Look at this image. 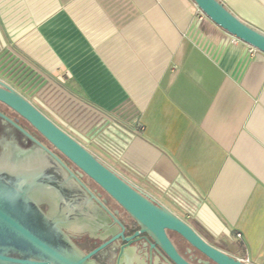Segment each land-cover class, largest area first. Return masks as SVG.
<instances>
[{"label":"crops","instance_id":"crops-1","mask_svg":"<svg viewBox=\"0 0 264 264\" xmlns=\"http://www.w3.org/2000/svg\"><path fill=\"white\" fill-rule=\"evenodd\" d=\"M219 1L264 32V0ZM193 3L0 0V54L85 111L78 125L104 163L264 264V54L199 21Z\"/></svg>","mask_w":264,"mask_h":264},{"label":"water","instance_id":"water-1","mask_svg":"<svg viewBox=\"0 0 264 264\" xmlns=\"http://www.w3.org/2000/svg\"><path fill=\"white\" fill-rule=\"evenodd\" d=\"M211 22L235 39L264 54V32L235 16L219 0H193ZM0 103L29 122L80 173L74 172L46 145L2 112L33 146L9 143L0 154V264H92L67 233H93L111 214L83 183L85 175L99 185L138 224L167 262L186 264L166 231L183 237L213 264H247L208 244L197 232L151 195L130 183L34 105L0 81ZM47 204V213L40 208Z\"/></svg>","mask_w":264,"mask_h":264},{"label":"flooded vegetation","instance_id":"flooded-vegetation-1","mask_svg":"<svg viewBox=\"0 0 264 264\" xmlns=\"http://www.w3.org/2000/svg\"><path fill=\"white\" fill-rule=\"evenodd\" d=\"M0 81H3L21 94L17 88L13 87L9 82L4 81L3 79H0ZM21 95L44 114L34 102L29 100L23 94ZM0 112L16 121L22 128L30 132L32 136L59 156V158H61L74 172L80 173V171L73 166L67 158L58 152L38 131H36L29 122L2 103H0ZM45 116L49 118L47 115ZM2 121L3 120L0 119V154L5 148H7L8 144L12 142L17 144L22 150H28L33 146V143L29 139L12 126L3 124ZM82 181L86 184V188L98 197L108 209L107 211L111 213L108 214L109 223L96 232L80 234L67 233L68 237L76 247L85 256H90L89 261L92 262V264H174L173 262H167L163 258L159 253V250L155 248L153 241L147 234L142 232L136 221L99 185H96L85 175L82 177ZM40 208L45 213L49 210V206L45 203L41 204ZM186 223L212 247L230 255L221 247L211 243V240L204 233L198 231L190 223ZM166 235L174 246V249H176L178 255L186 264H213L204 254L193 248L180 235L171 231H166Z\"/></svg>","mask_w":264,"mask_h":264},{"label":"rangeland","instance_id":"rangeland-1","mask_svg":"<svg viewBox=\"0 0 264 264\" xmlns=\"http://www.w3.org/2000/svg\"><path fill=\"white\" fill-rule=\"evenodd\" d=\"M0 76L4 81L9 82L20 90H24V94L32 100L35 105L40 108L56 125L71 136H76L75 133L90 135L86 132L89 126L84 128L78 125L82 113L73 103L65 102V96L56 89L45 88L47 85L46 79L40 77L36 72L31 71L25 65L18 61H10L4 55L0 54ZM89 114V113H88ZM86 117V116H85ZM107 159V157L95 148H88ZM109 166V165H108Z\"/></svg>","mask_w":264,"mask_h":264},{"label":"built area","instance_id":"built-area-1","mask_svg":"<svg viewBox=\"0 0 264 264\" xmlns=\"http://www.w3.org/2000/svg\"><path fill=\"white\" fill-rule=\"evenodd\" d=\"M197 17H198V20L199 21H203L206 18L205 15L199 9L197 10ZM235 40L236 41H239L237 39H235ZM257 52H258L257 49H255L253 47H250V54H251V56H254ZM75 135H76L75 137L74 136H72V137L74 139H76L77 141H79L85 147L86 146H90L91 145L90 143H96L97 142L96 139H95V137H92L90 135L88 136V135H86L84 133H81V134L75 133ZM101 144H102L101 145L102 147L106 148V144H104V143H101ZM237 237L239 239H241L242 238V235L241 234H238ZM245 263H247V262H245ZM247 264H249V263H247Z\"/></svg>","mask_w":264,"mask_h":264}]
</instances>
